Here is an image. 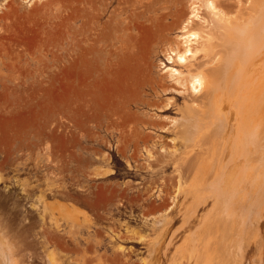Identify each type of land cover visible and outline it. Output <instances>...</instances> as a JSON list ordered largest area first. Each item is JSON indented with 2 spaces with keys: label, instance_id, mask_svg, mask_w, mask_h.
Wrapping results in <instances>:
<instances>
[{
  "label": "rangeland",
  "instance_id": "374dc122",
  "mask_svg": "<svg viewBox=\"0 0 264 264\" xmlns=\"http://www.w3.org/2000/svg\"><path fill=\"white\" fill-rule=\"evenodd\" d=\"M61 1L0 0V254L5 263L264 264V184L253 189V172H240L243 157L228 163V150L221 160L231 166L225 177L213 172L193 180L189 171L201 150L188 157L176 138L178 129L170 125L185 116L190 100L174 90L184 87L168 77L173 65L165 53L156 60L160 67L154 74L164 79L168 92L145 95L159 104L155 108L132 107L156 124L142 129L154 140L140 143L137 154L135 141L110 129V112L100 111L89 124L95 137H84L83 145L102 152L92 158L76 153L72 93L64 106L59 71L60 57L68 60L72 53L77 24L70 23L62 34ZM174 101L173 111L165 112ZM173 147L178 157L167 155ZM216 178L223 179L222 189L201 191ZM179 179L183 191L177 195ZM167 205L173 210H165ZM59 206L67 210L58 212Z\"/></svg>",
  "mask_w": 264,
  "mask_h": 264
},
{
  "label": "bare ground",
  "instance_id": "6f19581e",
  "mask_svg": "<svg viewBox=\"0 0 264 264\" xmlns=\"http://www.w3.org/2000/svg\"><path fill=\"white\" fill-rule=\"evenodd\" d=\"M115 3L117 5L110 12ZM60 4L62 34L70 23L77 24L73 30L72 53L65 52L70 55L69 59L66 58L68 55H60L59 75L64 106L67 94L72 93L75 125L72 140L79 156L92 158L102 152L83 145L84 137L89 140L95 137L91 135L93 133L90 132L89 124L100 111L110 112V129L126 140L135 141L136 153L141 147L140 143H147L149 135H145L142 129L156 124L148 117L132 111V107L155 108L159 104L145 95L168 92L164 79L154 74V70L160 67L156 60L161 53H165L173 65L169 66L171 70L167 72L168 77H175V83L184 87L174 90L187 94L190 100L185 116L173 119L170 125L178 129V137L175 136L178 141L181 139L187 153L183 150L184 154L188 156L195 148L201 150L195 155L197 161L193 163L196 164H192V170L189 169V172L193 171V180L206 178L213 172L222 173L225 177L231 166L224 165L221 160L228 150L232 151L228 163H234L237 158L243 157L240 172L248 176L253 172V180L248 178L253 189L262 187L264 0H62ZM176 33L178 36L172 37ZM175 104L176 101L167 103L166 107H169L165 112H172ZM159 126L167 129L169 125ZM229 132L231 139L227 138ZM124 139L119 138L118 143L121 144ZM145 147L147 150V145ZM120 151L122 154L126 153L123 148ZM166 151L171 157L179 154L176 147ZM221 182L223 183V179L211 180L201 191L204 192L211 186L220 190ZM161 185L160 187L164 186ZM173 185L176 187V184ZM176 190L177 195L182 194L181 182ZM226 198L224 197L225 200ZM234 201L236 202V198ZM236 204L237 202L234 203L235 210L240 207ZM168 205L165 210L172 211L173 208ZM57 209L60 212L66 208L59 206ZM67 209L68 214L73 212L72 206H67ZM164 220L157 222L156 226H162ZM157 239L153 244L154 251L160 247V236ZM2 256L0 264H6ZM9 259L11 261L12 258ZM8 264L18 262L14 259Z\"/></svg>",
  "mask_w": 264,
  "mask_h": 264
}]
</instances>
